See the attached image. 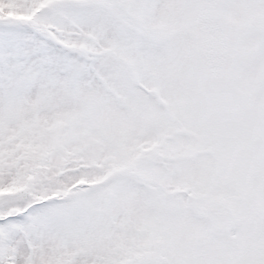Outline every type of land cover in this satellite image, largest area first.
<instances>
[{"label": "snow or ice", "instance_id": "obj_1", "mask_svg": "<svg viewBox=\"0 0 264 264\" xmlns=\"http://www.w3.org/2000/svg\"><path fill=\"white\" fill-rule=\"evenodd\" d=\"M0 264H264V0H0Z\"/></svg>", "mask_w": 264, "mask_h": 264}]
</instances>
